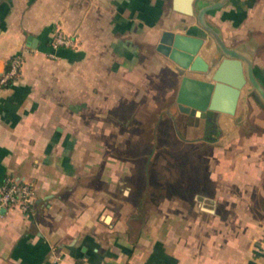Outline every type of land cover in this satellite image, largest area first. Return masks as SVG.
<instances>
[{
  "label": "crops",
  "instance_id": "crops-1",
  "mask_svg": "<svg viewBox=\"0 0 264 264\" xmlns=\"http://www.w3.org/2000/svg\"><path fill=\"white\" fill-rule=\"evenodd\" d=\"M203 4L0 0V68L22 57L20 75L0 88V184L14 176L36 186L30 211H0V264H264L259 98H240L234 114L209 112V133L206 117L176 103L186 126L174 130L177 148L201 155V139L209 145L203 178L194 174L201 162L187 167V179L184 162L169 163L164 139L143 151L133 139L146 131L131 125L136 94L162 89L166 100L180 85L177 64L157 49L164 30L201 36V55L221 58L198 22ZM206 18L226 45L251 53L264 86V0H228ZM58 30L77 45L55 49ZM202 129L203 137L189 135Z\"/></svg>",
  "mask_w": 264,
  "mask_h": 264
},
{
  "label": "water",
  "instance_id": "water-1",
  "mask_svg": "<svg viewBox=\"0 0 264 264\" xmlns=\"http://www.w3.org/2000/svg\"><path fill=\"white\" fill-rule=\"evenodd\" d=\"M227 1L202 0L204 4L197 11L199 24L216 41L221 55L218 62L210 63L201 55L204 42L201 36L174 30H164L160 36L157 49L177 64L181 75L176 102L182 112L202 117L216 111L234 114L239 99L247 103L248 95H255L264 103V86L254 74L251 53L226 45L220 30L206 18L209 10L223 6ZM196 72L199 75H195ZM211 120L208 116L207 133Z\"/></svg>",
  "mask_w": 264,
  "mask_h": 264
},
{
  "label": "rangeland",
  "instance_id": "rangeland-1",
  "mask_svg": "<svg viewBox=\"0 0 264 264\" xmlns=\"http://www.w3.org/2000/svg\"><path fill=\"white\" fill-rule=\"evenodd\" d=\"M169 78L171 79L172 75L169 73ZM161 82H158V85ZM152 85H155V83H151ZM164 85V84H163ZM174 88H176V83L174 82ZM155 91V90H153ZM163 91L162 89H159L157 94L149 97L148 96V92H146V94H144V96H141L143 94H141L140 92H138L137 95V101L136 103L133 105H131L129 108L134 109L135 115H136V119L137 120H131V125L132 128L134 130H137L138 134H142V132L145 135L146 134H150V136H143V134L140 136L138 135L137 137H133L135 144L138 145V148L140 151H143L147 148H149L150 146H152L153 144L156 145L158 142V140H162L165 141L167 143V146L169 147L168 152H166V159L168 160L169 163L172 164V162L175 161H179V162H184L187 167H191V165L193 164V162H201L200 165V169H195L194 170V174L197 175L199 174V176L201 178H203V176L206 175L207 169H206V165L204 164V160L207 162L208 157H207V153L210 151L209 149V145L206 143L205 140L201 139L202 142L200 148L202 149V153H200L201 155H199V153L193 149V147L191 145L184 147V149H181L180 147L177 148L178 145H180V142H178V138L176 137L177 133L174 131L176 128H186V126H184V115L183 113H181V111H179V109H177L176 107V90H173L169 95L168 98L165 99H161L162 96L164 98L163 95ZM142 98V99H141ZM151 100L152 103L151 104ZM159 100V101H158ZM157 101V102H155ZM156 104V105H155ZM128 109V107H126ZM167 111H171L174 112L172 114H176L177 121L174 122L171 120V116L169 114V116L166 114V110ZM175 110V111H174ZM160 114H163L162 117ZM180 114V115H179ZM179 115V116H178ZM123 123V122H122ZM179 125V126H178ZM126 127V126H125ZM160 129H163L165 132L161 133L162 135H159L161 137L158 136V134H160ZM157 130V131H155ZM186 130V129H185ZM155 132H159L158 134H156ZM204 129L199 131V134L197 133H192L189 134L192 138H195L198 136L203 137L204 134ZM185 133L188 134V131H185ZM122 140V144H126L128 145V138H125L122 136L121 138ZM121 155L127 156L129 155L128 152L122 151ZM145 154L143 153V156ZM201 156V157H200ZM159 159V158H157ZM161 161H165L164 159ZM192 163V164H191ZM180 165H177V167H179ZM196 166V165H195ZM171 169V173L174 176H179V171H177V169H173V167H175L174 165H170L169 166ZM173 169V170H172ZM189 168H187L185 171L186 173H184L185 175H187L185 178L187 179L189 176L188 175H192V172L188 170ZM160 171L164 172V168L160 169ZM159 171V173H160ZM207 188V187H206ZM208 191V188L207 190Z\"/></svg>",
  "mask_w": 264,
  "mask_h": 264
},
{
  "label": "built area",
  "instance_id": "built-area-1",
  "mask_svg": "<svg viewBox=\"0 0 264 264\" xmlns=\"http://www.w3.org/2000/svg\"><path fill=\"white\" fill-rule=\"evenodd\" d=\"M78 43L76 36L66 34L63 30H58L54 35L52 45L59 48L61 46L74 47ZM9 60V59H8ZM0 68V88L4 87L10 78L20 73L22 57L15 55L11 58L9 69ZM36 202V186L33 181L7 176L0 184V211L3 208H19L23 212H28Z\"/></svg>",
  "mask_w": 264,
  "mask_h": 264
},
{
  "label": "trees",
  "instance_id": "trees-1",
  "mask_svg": "<svg viewBox=\"0 0 264 264\" xmlns=\"http://www.w3.org/2000/svg\"><path fill=\"white\" fill-rule=\"evenodd\" d=\"M11 58H12V57H11ZM11 58H9V60H8V62H7V65H6V68H8V69H9V67H10V61H11ZM19 75H20V73H19L18 75H16L15 77L10 78L9 81L7 82V84H6L5 86L9 85V84H10L14 79H16Z\"/></svg>",
  "mask_w": 264,
  "mask_h": 264
},
{
  "label": "flooded vegetation",
  "instance_id": "flooded-vegetation-1",
  "mask_svg": "<svg viewBox=\"0 0 264 264\" xmlns=\"http://www.w3.org/2000/svg\"><path fill=\"white\" fill-rule=\"evenodd\" d=\"M208 116L213 118V114L209 113V114L207 115V117H206L207 121H208ZM207 129H208V127L206 126V130H207Z\"/></svg>",
  "mask_w": 264,
  "mask_h": 264
}]
</instances>
